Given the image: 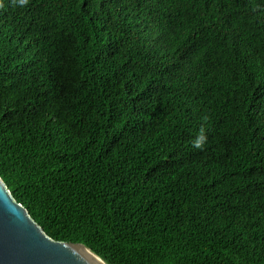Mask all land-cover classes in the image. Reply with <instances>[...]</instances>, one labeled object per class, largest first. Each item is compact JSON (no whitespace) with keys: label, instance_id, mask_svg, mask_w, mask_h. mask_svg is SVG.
<instances>
[{"label":"trees","instance_id":"trees-1","mask_svg":"<svg viewBox=\"0 0 264 264\" xmlns=\"http://www.w3.org/2000/svg\"><path fill=\"white\" fill-rule=\"evenodd\" d=\"M0 178L105 264H264V0H0Z\"/></svg>","mask_w":264,"mask_h":264},{"label":"water","instance_id":"water-1","mask_svg":"<svg viewBox=\"0 0 264 264\" xmlns=\"http://www.w3.org/2000/svg\"><path fill=\"white\" fill-rule=\"evenodd\" d=\"M95 258L101 261L81 244L48 238L0 178V264H98Z\"/></svg>","mask_w":264,"mask_h":264},{"label":"clouds","instance_id":"clouds-1","mask_svg":"<svg viewBox=\"0 0 264 264\" xmlns=\"http://www.w3.org/2000/svg\"><path fill=\"white\" fill-rule=\"evenodd\" d=\"M22 2H23V0H22ZM194 146L195 147H200L201 145H200V143H196Z\"/></svg>","mask_w":264,"mask_h":264},{"label":"bare ground","instance_id":"bare-ground-1","mask_svg":"<svg viewBox=\"0 0 264 264\" xmlns=\"http://www.w3.org/2000/svg\"><path fill=\"white\" fill-rule=\"evenodd\" d=\"M95 259H96V258H95ZM96 262H97L98 264H101V263H100L101 261H98L97 259H96Z\"/></svg>","mask_w":264,"mask_h":264}]
</instances>
